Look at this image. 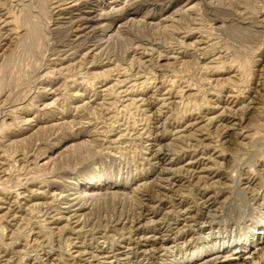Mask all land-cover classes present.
I'll list each match as a JSON object with an SVG mask.
<instances>
[{"label": "rangeland", "instance_id": "1", "mask_svg": "<svg viewBox=\"0 0 264 264\" xmlns=\"http://www.w3.org/2000/svg\"><path fill=\"white\" fill-rule=\"evenodd\" d=\"M68 1L0 0V263L264 264V0ZM156 148L221 178L171 189ZM76 211L77 234L50 224Z\"/></svg>", "mask_w": 264, "mask_h": 264}, {"label": "bare ground", "instance_id": "2", "mask_svg": "<svg viewBox=\"0 0 264 264\" xmlns=\"http://www.w3.org/2000/svg\"><path fill=\"white\" fill-rule=\"evenodd\" d=\"M74 1L75 0H69L67 3L69 4V5H72L73 3H74ZM77 2V1H76ZM64 3V2H63ZM84 3V2H83ZM65 4V3H64ZM63 4V5H64ZM80 6V5H79ZM63 7V6H62ZM72 9V8H71ZM86 10H88V9H86ZM94 10V9H93ZM79 11H80V7H79ZM78 12V11H77ZM66 13V12H65ZM68 13V12H67ZM71 15V14H70ZM77 15V14H76ZM81 15V14H80ZM91 15V14H90ZM79 17V16H78ZM82 17V16H81ZM72 18V17H71ZM67 19V18H66ZM70 19V18H69ZM89 19H92V18H89ZM73 20V19H72ZM75 20V19H74ZM77 20V19H76ZM68 21V20H67ZM71 21V20H70ZM80 21V20H79ZM78 21V22H79ZM91 21V20H90ZM90 21H88V20H86L85 21V23L84 24H89L90 23ZM73 22V21H72ZM83 22V21H82ZM103 24V23H102ZM88 27L87 26H85L84 25V28L83 29H81V27H80V29H79V31H78V33L79 32H82V31H84L85 29H87ZM74 30V29H73ZM93 32V31H92ZM76 33V32H75ZM77 33V34H78ZM91 33V32H90ZM73 35V34H72ZM87 35V34H86ZM78 36V35H77ZM121 84V83H120ZM137 84V83H136ZM118 85H119V83H118ZM122 86H124L125 88H124V90H123V92L125 93V95H132L133 93V90H134V86H135V84L133 83V84H129V85H124V84H121ZM164 88H165V95L168 97H170L172 94L169 92V90H168V88H169V85H166V84H163L162 85ZM119 87V86H118ZM144 87V86H143ZM112 88V87H111ZM137 90V89H136ZM140 90V89H139ZM117 91V90H116ZM135 92V91H134ZM139 93V92H138ZM234 94V93H233ZM126 96V97H127ZM133 96V95H132ZM172 97V96H171ZM175 97V96H174ZM165 98V97H164ZM165 101V100H164ZM172 101V100H171ZM233 101V100H232ZM234 103V102H233ZM162 104V103H161ZM161 109V108H160ZM216 109V108H215ZM163 112V111H162ZM215 112H217V110L215 111ZM211 120H215V121H217V122H219V120L221 121V120H223V118H222V115H221V113H219V114H216L215 116H213V117H211L210 118ZM208 120V119H207ZM199 123V121H193V122H190L189 121V123L188 122H186L184 125H182L181 124V126H179V129H177L176 130V132H175V134L176 135H180L181 133H183V132H185V131H189L191 128H194L197 124ZM215 123V122H214ZM237 123L236 122H234L233 124H229L230 126V128H231V126L233 127L234 125H236ZM228 126V125H227ZM157 128V127H156ZM225 129V128H224ZM229 129V128H228ZM232 130V129H231ZM148 135V134H147ZM156 136V135H155ZM162 136V135H161ZM158 137V136H157ZM159 138V137H158ZM152 145H154V144H152ZM154 147H156V146H154ZM153 158L155 159V161H156V164H160V165H163V166H165L164 168H162V170L164 169L165 171H167V177L165 178V182H164V184L166 183V185L167 186H170V188L172 189V188H176L177 186H179L180 187V185H181V183L179 182V180L176 178V176H175V174L178 172H180V171H187L189 174H191V173H193V174H191L190 175V177L188 178V177H185V179L187 180V181H192L193 180V182H194V179H195V177H196V179L197 180H199V181H201V180H204L205 181V183H209V181L208 182H206L207 180H212V181H214V180H216V179H218V178H221V173L218 171V170H216V168H213L212 167V165H211V162H212V160L210 159V157L209 158H205V157H198V158H194V159H192V160H189V161H187V162H185L184 164H182V165H180V166H177L178 164H181V161H179L178 162V164L176 163L177 161H175L174 160V158L173 157H171L168 153H165L162 149H157L156 148V150L153 152ZM185 160H182V162H184ZM177 173V174H178ZM170 174V175H169ZM172 174V175H171ZM188 175V174H187ZM180 176V175H179ZM229 175H227V179H229V177H228ZM155 178H156V176H155ZM255 179L256 178H254V177H247V179H246V181L243 183V184H248V185H256V182H255ZM181 180V179H180ZM203 181V182H204ZM185 182V181H184ZM195 182H196V180H195ZM199 183V182H198ZM161 184V183H160ZM183 184V183H182ZM191 184V183H190ZM200 184V183H199ZM144 184H142L141 186H143ZM145 185H146V183H145ZM170 188H168V189H170ZM161 189V188H160ZM163 189V188H162ZM165 190V189H164ZM160 191V190H159ZM206 191V190H205ZM214 193V192H213ZM171 194V193H170ZM258 194L259 193H257V196H254V195H256V194H254L253 196L255 197H253V198H251V200H253L255 203H258V201L260 200L258 197L261 195V194H259V196H258ZM144 196V195H143ZM3 197H4V195H3ZM24 197V196H23ZM183 197V196H182ZM181 197V198H182ZM252 197V196H251ZM260 197H262V196H260ZM10 197H6V199L7 200H10L9 199ZM157 198V197H156ZM183 198H187L188 199V197H183ZM220 198V195H219V193H216L215 194V196L213 195H209L208 194V197H207V199H206V201H205V204L203 205L204 206V208L206 209V211L207 212H211L212 210H214V209H216L218 206L216 205V203H218V202H216L218 199ZM249 198V197H248ZM247 198V199H248ZM151 199V198H150ZM154 199V198H153ZM186 199V200H187ZM247 199H246V201H247ZM28 200V199H27ZM140 200V199H139ZM152 200V199H151ZM248 200H250V199H248ZM159 201V200H158ZM5 202L6 201H0V212L1 211H6V213L7 212H9L10 210H11V207H8L7 205H5ZM141 202V204H142V201H140ZM139 202V203H140ZM165 202V201H164ZM169 202V201H168ZM171 202V201H170ZM175 202V201H174ZM184 202L185 201H183V199L179 202V205H181V206H185V204H184ZM252 202V201H251ZM253 202V203H254ZM9 203V202H8ZM151 203V202H150ZM153 203V202H152ZM163 202H161V204H162ZM204 203V202H203ZM252 203V204H253ZM12 204V203H11ZM11 204L9 205V206H11ZM170 204V203H169ZM173 204V203H172ZM172 204H171V206H172ZM178 204V203H177ZM188 204V203H187ZM121 205V204H120ZM167 206V205H166ZM178 206V205H177ZM162 207H163V205H162ZM193 207V206H192ZM86 208V207H85ZM143 208V207H142ZM147 208L148 209H146V211L148 212V214L149 215H153V216H155V215H157V214H159V208H160V206H158V207H155V206H147ZM191 208V207H190ZM219 208V207H218ZM139 209H141V208H139ZM172 209H174V208H172ZM177 209V208H176ZM17 210V209H16ZM81 210V209H80ZM85 210V209H84ZM181 210H183V209H181ZM177 211L178 212V214H179V216H181V212L182 211ZM203 210V209H202ZM68 211V210H67ZM73 211V210H72ZM176 211V210H175ZM174 211V212H175ZM215 211V210H214ZM78 211H76V212H72V214H66L65 216L64 215H57V214H54L52 217H51V221H50V224H52V225H54V226H56V227H58V228H60L61 230H63L64 231V229L66 230L67 229V227H68V225L70 224L71 225V228H72V231H71V233H76V232H78V231H80V229L79 228H81V222H80V218H79V213H77ZM132 212V211H131ZM162 212V211H161ZM164 212V211H163ZM173 212V213H174ZM189 212H190V209L187 207V209H184L183 210V213L182 214H186V213H188L189 214ZM203 212V211H202ZM214 213V212H213ZM215 213H216V211H215ZM60 214V213H59ZM129 214V213H128ZM137 214V213H136ZM144 214V213H143ZM142 214V215H143ZM123 215H125V214H123ZM205 215H206V213H205ZM128 216V215H127ZM140 216V215H139ZM121 218H122V216H120ZM119 217V218H120ZM138 217V216H137ZM146 217V216H145ZM144 217V218H145ZM113 218V217H112ZM120 218V219H121ZM125 218H127V217H125ZM131 218H132V216H131ZM140 218H142V217H140ZM143 218V219H144ZM207 218V217H206ZM187 219V218H186ZM190 219V218H189ZM134 219H132V221H133ZM183 220V219H182ZM97 221V220H96ZM115 221V220H114ZM123 221V220H122ZM142 221V220H141ZM149 221V220H148ZM185 221H187V220H185ZM194 221V220H193ZM66 222V224H64L65 226H63V227H61L60 226V224H63V223H65ZM88 222V221H87ZM117 222H118V220H117ZM129 222V221H128ZM92 223V222H91ZM130 224H132L131 223V219H130V222H129ZM140 223V222H139ZM143 223V222H142ZM141 223V224H142ZM151 223V222H150ZM87 224V223H86ZM86 224H85V226H86ZM59 225V226H58ZM88 225V224H87ZM118 225V224H117ZM121 225H125L124 224V222H122L121 223ZM133 226H135V224L133 225ZM186 226V225H185ZM129 227H131V226H129ZM136 227V226H135ZM148 227V226H147ZM158 227H160V226H158ZM63 228V229H62ZM124 228H127V226L126 227H124L123 226V229ZM137 228V227H136ZM168 228V227H167ZM59 229V230H60ZM82 229H83V227H82ZM133 229V228H132ZM145 229V228H144ZM143 229V230H144ZM157 229V228H156ZM170 229V228H169ZM139 230V229H138ZM137 230V231H138ZM161 230V229H160ZM253 230V229H252ZM263 230H264V227H263ZM108 231V230H107ZM106 231V232H107ZM110 231V230H109ZM134 232V231H133ZM142 232V231H141ZM154 232V231H153ZM250 232H251V230H250ZM77 234V233H76ZM109 234V233H108ZM134 234V233H133ZM251 234H252V232H251ZM137 235V234H136ZM151 235H154V234H151ZM156 235V234H155ZM69 236V235H68ZM144 236V235H143ZM157 236H158V234H157ZM93 237V236H92ZM98 237V236H97ZM137 237H139L140 238V236H137ZM147 237H148V235H147ZM164 237V236H163ZM162 237V238H163ZM167 237V236H166ZM104 238H105V236H104ZM151 238H153V237H151ZM127 239V238H126ZM264 239V238H263ZM112 240V239H111ZM130 239H128L126 242L124 241V245L123 246H119V247H117V248H115V251H116V253L117 254H121V252H124L125 254H127V253H130L129 251H130V247H131V242L129 241ZM149 240V239H148ZM164 240V239H163ZM162 240V241H163ZM86 241V240H85ZM103 241H105V240H103ZM102 241V242H103ZM114 241V240H113ZM133 241V240H132ZM145 241V240H144ZM172 241V240H171ZM74 242V241H73ZM109 242V241H108ZM107 242V243H108ZM116 242V241H115ZM119 242V241H118ZM100 243V242H99ZM106 243V242H105ZM107 243L106 244H104V245H106L107 246ZM110 243H112V241H110ZM114 243V242H113ZM112 243V244H113ZM160 243V242H159ZM126 244V245H125ZM134 244V243H133ZM135 244H137V245H139L140 246V244H141V242L140 241H138V242H135ZM152 244V243H151ZM75 246L73 247L75 250H73L72 252H70V256L71 257H73V259H74V257H77V256H85V255H90V251L89 252H83V250L82 251H80L79 249H77L79 246H78V244H74ZM104 245H102V244H100L98 247H96V249L95 250H92V252H91V255H92V253L93 252H95V253H98L97 255L98 256H100V255H102V254H104V255H102V256H104V259L105 258H111V257H113V256H111L110 254H111V250L109 251L107 248L110 246H108L107 248L104 246ZM116 245V244H115ZM146 245V244H145ZM83 248V247H82ZM111 248V247H110ZM109 248V249H110ZM264 248V247H263ZM81 249V248H80ZM121 250V251H120ZM145 250H148V249H145ZM152 250V249H151ZM164 250V249H163ZM256 250V249H255ZM7 249L5 250L4 249V256H7L6 254H7ZM87 251V250H86ZM218 252L219 253H222V254H224V253H226L227 252V248H225V247H223L222 249L220 248L219 250H218ZM94 253V254H95ZM123 253V254H124ZM115 254V253H114ZM116 254V255H117ZM148 254H150V253H148ZM196 254V253H195ZM251 254V253H250ZM252 254H255V252L254 253H252ZM46 255L48 256V257H51L52 256V253L51 252H47L46 253ZM96 255V256H97ZM131 255H132V253H131ZM119 256V255H118ZM154 256V255H153ZM115 257V256H114ZM126 257H128V256H126ZM195 257V255L194 254H191V256H190V258H194ZM221 257H224L223 255H219V256H216V257H211V258H206L207 260L206 261H209V262H211V264H221V262H219V261H225V260H221ZM251 256H247L246 255V257H242V256H240V258L241 259H244V261H246L247 259H249ZM256 257V256H255ZM67 258V257H66ZM91 258V257H90ZM94 258V257H93ZM99 258V257H98ZM238 257H236V258H234V259H237ZM55 259V258H54ZM116 259V258H115ZM253 259H254V257H253ZM240 260V259H239ZM56 261H57V259H56ZM77 261V260H76ZM110 261V260H109ZM9 262H11V261H9ZM39 262V261H38ZM111 262V261H110ZM12 263V262H11ZM98 263V262H97ZM1 264V263H0ZM103 264V263H102Z\"/></svg>", "mask_w": 264, "mask_h": 264}]
</instances>
